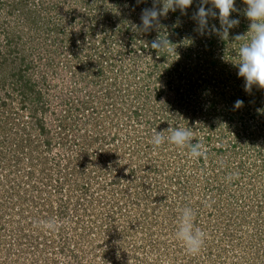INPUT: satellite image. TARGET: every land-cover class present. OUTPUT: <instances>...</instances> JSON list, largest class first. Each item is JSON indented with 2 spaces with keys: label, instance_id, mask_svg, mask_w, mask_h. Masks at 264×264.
Returning a JSON list of instances; mask_svg holds the SVG:
<instances>
[{
  "label": "rangeland",
  "instance_id": "374dc122",
  "mask_svg": "<svg viewBox=\"0 0 264 264\" xmlns=\"http://www.w3.org/2000/svg\"><path fill=\"white\" fill-rule=\"evenodd\" d=\"M152 6L0 0V264H264V89L234 65L246 5L228 39L197 30L199 0L135 29ZM166 36L175 52L150 47ZM185 127L207 159L149 143ZM184 207L198 254L175 238Z\"/></svg>",
  "mask_w": 264,
  "mask_h": 264
},
{
  "label": "clouds",
  "instance_id": "9594fccd",
  "mask_svg": "<svg viewBox=\"0 0 264 264\" xmlns=\"http://www.w3.org/2000/svg\"><path fill=\"white\" fill-rule=\"evenodd\" d=\"M139 2V0H138ZM157 2L160 7L156 6ZM246 5L244 15L248 19V35H236L234 40H246L238 50V62L234 64L238 67V77L243 78L245 91H249L252 86L264 89V0H243ZM193 0H153L151 8H144L140 14V25H134L137 30L147 32L159 24L161 17H166L169 11L175 12L177 9L182 14H186V9L192 6ZM211 7H205V5ZM215 10V11H214ZM236 11L235 0H199V6L193 14L192 19L197 23V30L203 33L206 29L220 35L222 39H228L229 30L239 24L238 19H233L231 13ZM218 19L220 27L209 25V19ZM172 43L166 37L154 39L150 47L153 50L175 52L171 48ZM243 105L242 100L235 101L237 108ZM168 135L165 131H154L149 141L158 148L165 142L179 148H188V156L191 159H207V147L200 141L193 143V131L189 128H168ZM238 174H229L227 179L231 181ZM180 215L177 221L178 227L175 238L182 243L188 254H198L203 246L206 234L200 228L195 227V212L191 207H184L179 210ZM46 230H55L56 224L53 221L41 222Z\"/></svg>",
  "mask_w": 264,
  "mask_h": 264
},
{
  "label": "trees",
  "instance_id": "16d2710c",
  "mask_svg": "<svg viewBox=\"0 0 264 264\" xmlns=\"http://www.w3.org/2000/svg\"><path fill=\"white\" fill-rule=\"evenodd\" d=\"M178 13H181L178 9L175 11V12H172L171 13V16L174 18L176 17L177 15H179ZM182 14V13H181ZM180 18V17H179ZM178 20V19H177ZM257 109H259V106H256Z\"/></svg>",
  "mask_w": 264,
  "mask_h": 264
}]
</instances>
